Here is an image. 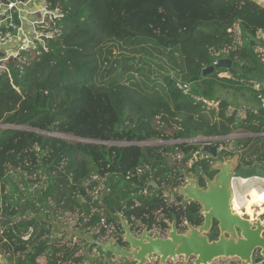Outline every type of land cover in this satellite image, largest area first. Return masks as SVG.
<instances>
[{
	"label": "trees",
	"instance_id": "1",
	"mask_svg": "<svg viewBox=\"0 0 264 264\" xmlns=\"http://www.w3.org/2000/svg\"><path fill=\"white\" fill-rule=\"evenodd\" d=\"M46 1L62 14L54 19V37L44 36L32 57L11 56L0 67V181L15 171L46 174L39 201L29 198L22 208L34 213L31 219H14L21 211L11 196L0 204L6 255L13 243L33 244L49 231L37 203L52 207L58 219L66 212L77 215L76 226L91 231L102 213L86 221L80 188L93 187L87 185L93 173L108 176L102 204L125 213L136 230L148 225L166 233L174 217L201 224L198 203H179L181 198L148 185L154 180L170 186V152L184 153L186 163L198 148L187 139L218 136L232 142L219 143L226 157L253 144L241 160L264 167V135H249L259 133L264 122V86L255 88V81L264 85V10L253 9V0H165L166 10H147L142 3L128 15L122 0ZM123 15L125 22L119 20ZM14 19L20 24L16 12ZM221 58L232 59L236 72L219 68L203 76ZM220 90L249 93L259 106L232 110ZM155 139L165 143L146 144ZM218 235L216 226L209 236ZM48 239L33 244L16 264H85L79 240Z\"/></svg>",
	"mask_w": 264,
	"mask_h": 264
},
{
	"label": "water",
	"instance_id": "2",
	"mask_svg": "<svg viewBox=\"0 0 264 264\" xmlns=\"http://www.w3.org/2000/svg\"><path fill=\"white\" fill-rule=\"evenodd\" d=\"M226 68L231 74L235 73L233 60L221 58L217 63L206 67L203 76L213 73L216 69ZM28 129V128H25ZM249 135H264L263 127L259 133ZM57 136L66 138L64 135ZM75 140L79 138L72 137ZM196 139V138H193ZM146 144H149L146 143ZM253 144L246 150L241 151L232 157L226 156L218 151L217 145L207 142L203 144V150L210 154L213 160L212 170L218 173L213 180H207V190L193 187L194 180L189 174L190 182L185 186L174 187L164 185L163 188L169 197H182L183 201L196 202L200 205L199 213L203 217V223L199 225L188 224L180 231L177 217L165 237L152 236L147 225L141 233H134L131 222L125 213L113 212L101 205L111 219L121 226L120 237L127 245L113 242L110 238H96V233L86 231L84 228L73 229L68 225L55 221L54 214L49 223L55 227V231L64 234L63 243L72 239L82 241L81 249L85 252L93 247L92 253L96 260L102 259L107 264L110 261L124 260L125 264H149L158 258L159 264H168L169 261L178 263L179 259L183 264H215L217 261L238 260L241 264H253L256 253L264 258V224L261 219L250 220L234 214L230 207V196L232 178L251 179L255 177L264 178V167L260 162L246 165L241 162L242 155L246 154ZM153 188H160L154 180L148 184ZM80 195L86 204H97L88 191L80 188ZM216 220L219 235L211 239L209 234L213 230V221Z\"/></svg>",
	"mask_w": 264,
	"mask_h": 264
},
{
	"label": "rangeland",
	"instance_id": "3",
	"mask_svg": "<svg viewBox=\"0 0 264 264\" xmlns=\"http://www.w3.org/2000/svg\"><path fill=\"white\" fill-rule=\"evenodd\" d=\"M256 4V6H253L252 8H257L259 10H264V0H253ZM142 6H144L145 8H147V10H153V11H162V10H166V4H165V0H122V3L120 5L122 11L124 12V14L128 13H135L137 11L138 6H141L140 4H142ZM38 7H40L42 9V3H37ZM24 16V26L23 29L25 30V33L28 34L29 36H35L34 29L35 27L32 26L36 17L38 18V20L43 21V18H40L39 15L36 16V14L30 13V15L26 12H22ZM30 17V19H29ZM125 15H123L122 18H119V20H122L123 22L126 21L125 19ZM263 17H264V13H263ZM46 21L43 24H39L36 27V31L38 33V36L41 38L43 35H47L50 36L52 35V37H54L55 35V29L52 28L54 21H53V16L51 14H47L45 16ZM27 20V21H26ZM41 25V26H40ZM30 26V27H29ZM25 27L27 29H25ZM31 28V29H30ZM32 31V33H30L29 31ZM260 34L264 37V27L260 28ZM31 34V35H30ZM22 40H24V38L20 35L17 38L13 39V41L11 43H8L6 45V48L9 49V52H12V54H15L14 56L16 57V59L19 58H23V60L28 59L29 57H32L35 54V48L38 44H43L40 40H36L35 38L33 39V44H31L30 48L28 49H24V50H20V44L22 43ZM5 48V47H4ZM7 53V51H6ZM1 55V54H0ZM4 56V55H1ZM262 57L264 58V52L262 53ZM9 62V59H5L4 63L1 62L0 63V67L2 69H5V64L7 65V63ZM231 74L229 72H221L219 74V76L221 77H229ZM255 83H259L260 87L264 86L262 85L263 82L261 83L260 81H255ZM219 96L221 98H226L227 100H229L230 102V106L231 109L233 110L234 108H237L239 111L243 110V107L246 105H254L255 107L259 106V101L255 100L251 94L247 93L245 95L239 93V92H235L232 90H220L219 91ZM209 107L212 106V103H209L208 105ZM216 106V105H215ZM3 128V125L0 124V129ZM67 140H74V138H72L73 136L71 135H65ZM243 136V135H241ZM238 136H230V139H234ZM215 142V144H219V143H223L224 145L228 146H234L233 143L228 142L227 144H225L222 140H217V141H213ZM164 141H160V140H151L149 142L148 145H160V144H164ZM170 143V142H168ZM196 144V143H195ZM225 146V147H226ZM181 154V153H180ZM178 155L174 154L173 156L169 155L168 157V164L171 166L174 163L173 162H181L182 159L177 158ZM178 159V160H177ZM184 159V158H183ZM176 160V161H175ZM182 162H184L182 160ZM46 178V174L43 173V170L39 169L37 172H33L31 174L29 173H21L18 171L12 172L9 175V178L7 181L3 182L0 181V204H2L4 202V199L6 196H11L12 200H15L16 203H18V209L21 211V213H17L14 215V219H21V218H27V219H31L34 216V213H32L30 210L29 211H25L22 209L26 204L25 202L28 201V199H32L33 201L38 202L39 198L41 196L42 193V187L44 186V181ZM107 182L108 179L106 180V185L104 188L107 187ZM234 185L236 186V188L241 192H245L247 191V189L250 188H259V187H264V181L260 180V179H256V178H252V179H248L245 182H243V180L237 179L234 182ZM101 186L103 187V183L101 182ZM13 190L15 192H13ZM83 198V197H82ZM14 205L12 206V208H16L17 209V204L15 205V202H13ZM99 205H102V203H99ZM37 207L41 208L42 211L39 213V219L44 220L46 222L45 229L49 230L48 232L44 233L43 235L40 236V239L36 240L33 244L35 245H39L40 243L43 242V240L48 239V242H51L52 240H61L62 242L64 241V234H59L55 231V227L49 223V220H51L52 218V207H48L45 205V207L41 204V203H37ZM101 207V206H100ZM86 212L89 216L90 221L92 220H97V218L100 215V209L98 208L97 204H88L86 207ZM22 214L24 216H22ZM253 215H255V213H253ZM248 217V216H247ZM55 218V216H54ZM257 219H261L264 220V214H262L259 218ZM55 221L59 222L60 224L63 225H68L70 227H72L74 230L77 229L78 227L77 222L79 221L78 216L71 214L70 212H66L65 215L63 217L55 218ZM90 230H93L96 232V235L98 238H105V237H110V238H114V236L116 235L117 232H120L121 229L119 228L118 225H114L113 226V232L112 233H108L107 229H104L103 227H99L97 224L90 227ZM33 229L31 228L30 231H32ZM98 232V233H97ZM155 233V232H153ZM30 234V233H29ZM29 234L25 235L23 237V239H27L29 237ZM0 235H2V229L0 228ZM11 240L9 237H5V240ZM78 243L81 245L82 241H78ZM77 243V244H78ZM32 243H13V248L14 251H11L8 255H6V252L4 251L3 246L1 245L0 242V264H7V263H11V264H16V261L18 260H24L26 258V255L32 251ZM81 248V247H80ZM78 254H84L86 255L85 258V264H105L100 262L99 260L97 261L92 254L85 252L84 250H80L78 249ZM108 264H124V260L119 259V260H114V261H110ZM149 264H156L155 259L152 260ZM171 264V263H170ZM215 264H218V262H216Z\"/></svg>",
	"mask_w": 264,
	"mask_h": 264
},
{
	"label": "built area",
	"instance_id": "4",
	"mask_svg": "<svg viewBox=\"0 0 264 264\" xmlns=\"http://www.w3.org/2000/svg\"><path fill=\"white\" fill-rule=\"evenodd\" d=\"M37 3H39V4L42 3V5H43L42 9L40 7H38ZM48 5H49V3L46 0H27L25 2H22V1H9V2L0 1V52L1 51L5 52L4 54L0 53L1 55H4V56L0 55V63L1 62L4 63L5 59H10L11 56L15 55V54H12V52L8 51L11 48L7 49L6 45L8 43H11L13 41V39L17 38L20 35L24 38V40H22V43L20 44V47H19L20 50L30 48L31 44H33L34 38L36 40L37 39L40 40L44 44L43 38H44V36H47V35H43L40 38L38 36L37 31H36L37 25L43 24L46 21L45 16L47 14H51L54 19L56 17L62 16L60 8H56L55 10H51ZM15 12L18 13V18L20 19V24L17 23L16 20L14 19V13ZM22 12H26V13L30 12V13L36 14V16L39 15L40 18H43V21H40L36 17V19L32 25L35 27V29H34L35 33H33V34H35V36H33V37L26 34L25 30L23 29L24 16L25 15H23ZM54 19H53V21H54ZM47 37H52V35L47 36ZM6 51H7V53H6ZM5 67H6V64H5ZM180 87L185 92L189 90V87L187 84H182V85H180ZM255 88L259 90L260 84L256 83ZM259 97H261V96L259 95ZM220 139H221V137H218V136H212V137L199 136L196 139H187L185 141H187L189 143H194V142L199 141L200 143L203 144V143H207V142L212 143L213 141H217ZM109 144H112V142H109ZM217 148H218V151H222L225 147L223 144H219V145H217ZM169 155H171V154H169ZM179 158H181V157L179 156ZM107 178H108L107 176H100L97 173H93L91 178L88 179V181H87V185L93 184L92 190H87V191H88V194L93 199L97 200V204L102 203V198L104 196V193L109 192L110 188L108 187V185L106 188H104L106 185L105 182H106ZM255 178L264 181L263 180L264 178H260V177H255ZM237 179L242 180V178H236V177L234 178L233 177V185H234L235 180H237ZM93 181H96L97 183L95 184ZM101 182L103 183L102 188L104 190H100L101 189L100 188ZM100 206L101 205H98V208L100 209L102 216H101V219L97 225L99 227H103L104 229H107L108 233L110 234L113 232V230H112L113 226L117 225V224L115 223V221L108 219V216L105 215V210L102 209V207H100ZM80 216H85V214L84 213L80 214ZM89 219H90L89 216L86 217V221H89ZM77 224H78V222H77ZM188 224H189L188 221L184 220L182 223V227L185 229ZM115 236L117 238H120V235L118 233ZM115 236H114V238H115ZM155 261H156V264H159L158 258H156ZM217 262H218V264H241L238 260H235V259H233V260L221 259ZM170 263L175 264V263L169 261L168 264H170ZM176 264H183V260L179 259L178 263H176ZM253 264H264V258H262L259 255V253H256L255 260H254Z\"/></svg>",
	"mask_w": 264,
	"mask_h": 264
},
{
	"label": "flooded vegetation",
	"instance_id": "5",
	"mask_svg": "<svg viewBox=\"0 0 264 264\" xmlns=\"http://www.w3.org/2000/svg\"><path fill=\"white\" fill-rule=\"evenodd\" d=\"M194 143L197 144L198 148L192 152L190 158L188 159V161L186 163L182 162V160H183V158L185 156L184 153L180 154V152H170L171 156L176 154V155H178L177 158H179V156H180L181 157L180 159H182L181 162H179V163L173 162L174 164L171 165L172 171L170 173V180H171L170 186L174 185V187L176 188L178 186L187 185L190 182V179L188 177V175L190 174L192 176V180L195 181V183H193V187L194 188H196L198 186V188L201 189V190H207V188H208L207 180L208 179L209 180H213L214 177L216 176V174L218 173L217 170H212L213 160H212L210 154L203 150V144L204 143L202 144L199 141L198 142H194ZM212 143L215 144V142H212ZM215 145H218V144H215ZM220 152H222V151H220ZM226 158H228V157H226ZM241 162H242V160H241ZM177 167H179V168H177ZM93 182L95 184L97 183L96 181H93ZM232 186H233V178H232ZM92 188L93 187L88 186L85 189L86 190H92ZM100 188H101L100 190H104L102 188V186ZM156 189L163 190L165 192V195H167V192L164 190L163 186H161L160 188H156ZM178 197L181 198L179 203H182V204L191 203L190 201H183L182 197H180V196L170 197V198L174 199L176 201V199ZM97 205H99V204H97ZM130 222H131V220H130ZM177 222H178V219H177ZM138 224H139V222H138ZM171 224H169L167 232L169 231V229L171 227ZM131 226H132L133 232L136 233V234L141 233V231L146 227V226L143 227L141 230H136L135 229L136 224H134L133 222H131ZM216 226H217V222H216V220H214L213 221V228H215ZM178 227H179L180 231H182L184 229L182 227V223H179V222H178ZM153 232H155V233H153ZM167 232L166 233L162 232V230L158 229L156 226H153L152 228L149 227V233L152 236L160 235V236L165 237L167 235ZM117 233L120 234V232H117ZM96 238H98L97 235H96ZM107 238L110 239V237H107ZM111 239H112L113 242L122 244L124 246L127 245L125 242H123L121 237L117 238L115 236V238H111ZM74 240H76V239H74ZM78 249L83 251V249H81L80 246L78 247ZM92 250H93V247H90L87 252L92 254L93 257L96 258V255L92 253ZM100 260H102V259H100Z\"/></svg>",
	"mask_w": 264,
	"mask_h": 264
},
{
	"label": "clouds",
	"instance_id": "6",
	"mask_svg": "<svg viewBox=\"0 0 264 264\" xmlns=\"http://www.w3.org/2000/svg\"><path fill=\"white\" fill-rule=\"evenodd\" d=\"M230 190L232 194L229 203L234 214L241 217L247 215L252 220L264 214V187L250 188L241 193L233 185ZM261 223L264 224V220H261Z\"/></svg>",
	"mask_w": 264,
	"mask_h": 264
},
{
	"label": "bare ground",
	"instance_id": "7",
	"mask_svg": "<svg viewBox=\"0 0 264 264\" xmlns=\"http://www.w3.org/2000/svg\"><path fill=\"white\" fill-rule=\"evenodd\" d=\"M243 180V182H246L248 179H242ZM264 180V179H263ZM248 190V189H247ZM243 217H246V218H248V219H250L249 217H247V215H244ZM250 220H252V219H250ZM255 220V219H254Z\"/></svg>",
	"mask_w": 264,
	"mask_h": 264
},
{
	"label": "crops",
	"instance_id": "8",
	"mask_svg": "<svg viewBox=\"0 0 264 264\" xmlns=\"http://www.w3.org/2000/svg\"><path fill=\"white\" fill-rule=\"evenodd\" d=\"M28 14L30 15V12H28ZM29 19H30V17H29ZM31 20V19H30ZM27 21V20H26ZM30 27V26H29ZM25 29H27L26 27H25ZM31 29V28H30ZM30 33H32V31L30 30L29 31Z\"/></svg>",
	"mask_w": 264,
	"mask_h": 264
}]
</instances>
